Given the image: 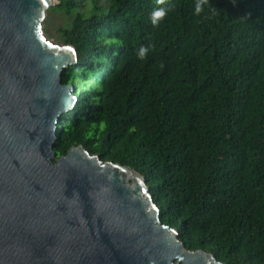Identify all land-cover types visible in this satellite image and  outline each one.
Listing matches in <instances>:
<instances>
[{
	"label": "trees",
	"instance_id": "16d2710c",
	"mask_svg": "<svg viewBox=\"0 0 264 264\" xmlns=\"http://www.w3.org/2000/svg\"><path fill=\"white\" fill-rule=\"evenodd\" d=\"M57 1L79 57L57 156L135 170L188 250L264 264V0Z\"/></svg>",
	"mask_w": 264,
	"mask_h": 264
},
{
	"label": "water",
	"instance_id": "95a60500",
	"mask_svg": "<svg viewBox=\"0 0 264 264\" xmlns=\"http://www.w3.org/2000/svg\"><path fill=\"white\" fill-rule=\"evenodd\" d=\"M57 0H0V264H223L162 223L146 179L80 145L58 157L79 57L43 21Z\"/></svg>",
	"mask_w": 264,
	"mask_h": 264
},
{
	"label": "rangeland",
	"instance_id": "374dc122",
	"mask_svg": "<svg viewBox=\"0 0 264 264\" xmlns=\"http://www.w3.org/2000/svg\"><path fill=\"white\" fill-rule=\"evenodd\" d=\"M101 4H107L108 0H101ZM92 6L91 0L85 5L84 9H89ZM70 19H67L61 12L53 11L51 8L47 12V17L43 21V33L48 41L55 45H64L59 29L62 28Z\"/></svg>",
	"mask_w": 264,
	"mask_h": 264
},
{
	"label": "clouds",
	"instance_id": "9594fccd",
	"mask_svg": "<svg viewBox=\"0 0 264 264\" xmlns=\"http://www.w3.org/2000/svg\"><path fill=\"white\" fill-rule=\"evenodd\" d=\"M159 2V0H158ZM165 10L164 9H158V10H155L152 15H151V19H152V22L154 24H156L161 18L164 17L165 15ZM146 52H147V49L146 48H141L138 52V56L139 58L141 59H144L145 58V55H146Z\"/></svg>",
	"mask_w": 264,
	"mask_h": 264
}]
</instances>
